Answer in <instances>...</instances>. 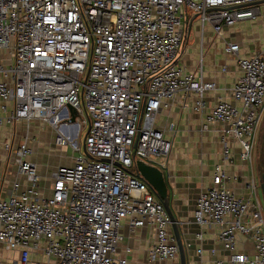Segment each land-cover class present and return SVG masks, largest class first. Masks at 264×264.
Instances as JSON below:
<instances>
[{
    "label": "built area",
    "instance_id": "2783aa9c",
    "mask_svg": "<svg viewBox=\"0 0 264 264\" xmlns=\"http://www.w3.org/2000/svg\"><path fill=\"white\" fill-rule=\"evenodd\" d=\"M261 1L0 0V126L41 120L56 131L57 146L79 152L77 138L87 129L86 153L51 174L50 192L41 187L28 143L5 144L28 186L15 181L11 194L0 197V249L20 251L19 264H128L118 256L128 221L132 232L155 229L150 263L178 258L169 214L137 177L136 163L157 167V158L171 155L172 143L156 127L163 107L187 92L200 97L201 109L206 92L216 89L177 64L189 16L221 35L255 19ZM225 51L241 70L232 91L237 104L220 101L203 128L222 124L225 160L236 141L241 158L252 162L264 120V53L243 59L236 44ZM2 52H9L10 65ZM228 180L217 165L212 186L197 199L194 221L220 227L229 264H264L258 186L251 184L249 199L238 198ZM238 235L252 242L253 254L237 250Z\"/></svg>",
    "mask_w": 264,
    "mask_h": 264
},
{
    "label": "crops",
    "instance_id": "0c3cea01",
    "mask_svg": "<svg viewBox=\"0 0 264 264\" xmlns=\"http://www.w3.org/2000/svg\"><path fill=\"white\" fill-rule=\"evenodd\" d=\"M259 14L255 19H247L226 28L217 35L211 26L203 30L196 20L192 25L189 37L180 50L178 65L206 83H214L216 89L208 91L202 101L204 106L197 109L201 100L195 93L181 92L169 108L163 107L157 116V129L164 131L165 137L172 145L169 158H157L154 164L162 170L168 185V195L174 215L181 228L187 251V264H229V253L219 240L218 225L199 226L194 221V212L199 195L213 184L215 167L221 165L229 177L226 187L238 198L249 199L253 196L251 184L258 186L257 195L264 203L260 189L263 165L260 163L259 148L255 145L253 161L241 158L242 147L236 142L230 143L229 160H225L223 145L218 130L222 124H214L207 131L203 126L207 118L220 101L237 104L233 99L235 87L241 70L237 58L226 53L228 44L239 46L238 56L249 59L264 53V1L256 5ZM194 16H189V23ZM174 129L170 130L169 126ZM87 130L81 131L80 136ZM57 133L47 123L33 120L30 123L20 122L16 125L0 126V197L6 198L11 193L15 181L22 187L28 186L26 179L18 175V169L12 164L10 153L5 144L16 148L27 142L32 149L31 161L37 166L43 178L41 187L46 192L52 189V173L62 166L61 149L68 146H57ZM75 164L73 161L72 167ZM65 167V166H64ZM173 232V229L171 227ZM123 242L118 249V256L126 258L128 264H181L180 256L175 260L150 263L148 250L156 238L152 226L138 228L132 232L125 221L122 229ZM201 235V238L198 237ZM237 250L253 254V244L243 235H238ZM0 258L4 264H19L21 252H6L0 249Z\"/></svg>",
    "mask_w": 264,
    "mask_h": 264
},
{
    "label": "water",
    "instance_id": "95a60500",
    "mask_svg": "<svg viewBox=\"0 0 264 264\" xmlns=\"http://www.w3.org/2000/svg\"><path fill=\"white\" fill-rule=\"evenodd\" d=\"M197 18L198 16L195 15L191 20V22L189 23L186 33L187 37H189L192 30V25L197 20ZM84 153H86L85 148H84ZM263 161H264V134H263ZM136 168L138 172L137 177L141 178L151 187V189L155 192L157 198L163 203L167 213L169 214V217L172 222L173 233L180 250L181 264H187V251L183 239V234L181 228L179 227L177 217L174 215L172 210L171 199L168 195V185L164 173L159 168L145 164L140 161L136 163ZM260 189L264 200V173L262 176Z\"/></svg>",
    "mask_w": 264,
    "mask_h": 264
},
{
    "label": "rangeland",
    "instance_id": "374dc122",
    "mask_svg": "<svg viewBox=\"0 0 264 264\" xmlns=\"http://www.w3.org/2000/svg\"><path fill=\"white\" fill-rule=\"evenodd\" d=\"M7 56V57H5ZM1 58L6 59V65H10L9 61V52L7 53H1ZM87 134V130H84V132L82 133L81 136H79L77 138V142L80 144L81 146V151H75L71 146L69 147H63L61 149V156H62V166L64 167H72L73 161L74 159H76L77 157H79L80 155H84V141H85V137ZM263 134H264V120L261 126V129L259 131L258 137H257V141H256V146H258L259 148V158H260V163L263 165Z\"/></svg>",
    "mask_w": 264,
    "mask_h": 264
},
{
    "label": "trees",
    "instance_id": "16d2710c",
    "mask_svg": "<svg viewBox=\"0 0 264 264\" xmlns=\"http://www.w3.org/2000/svg\"><path fill=\"white\" fill-rule=\"evenodd\" d=\"M263 168H264V161H263Z\"/></svg>",
    "mask_w": 264,
    "mask_h": 264
}]
</instances>
